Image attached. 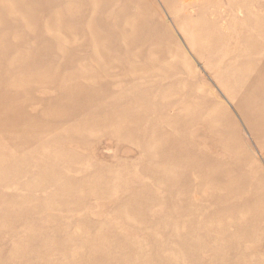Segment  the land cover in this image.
Masks as SVG:
<instances>
[{"label": "rangeland", "instance_id": "374dc122", "mask_svg": "<svg viewBox=\"0 0 264 264\" xmlns=\"http://www.w3.org/2000/svg\"><path fill=\"white\" fill-rule=\"evenodd\" d=\"M0 264H264V0H0Z\"/></svg>", "mask_w": 264, "mask_h": 264}]
</instances>
